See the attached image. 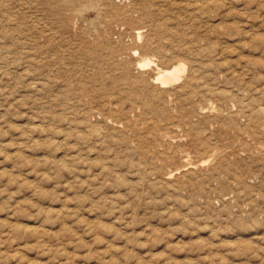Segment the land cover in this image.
Listing matches in <instances>:
<instances>
[{"label":"rangeland","instance_id":"rangeland-1","mask_svg":"<svg viewBox=\"0 0 264 264\" xmlns=\"http://www.w3.org/2000/svg\"><path fill=\"white\" fill-rule=\"evenodd\" d=\"M0 264H264V0H0Z\"/></svg>","mask_w":264,"mask_h":264},{"label":"bare ground","instance_id":"bare-ground-1","mask_svg":"<svg viewBox=\"0 0 264 264\" xmlns=\"http://www.w3.org/2000/svg\"><path fill=\"white\" fill-rule=\"evenodd\" d=\"M135 35L140 38L142 36V31L137 30L134 32ZM135 52V51H134ZM141 56V55H140ZM151 63L150 59L144 58L143 62L140 64L141 67L147 66ZM138 64V63H137ZM182 65L177 67H171L170 69H163L160 71V78H162V83L169 84L172 81H178L181 78L180 72L183 70ZM183 73V72H182ZM183 76V74H182ZM155 81V80H154ZM156 83V82H155ZM186 85V82H185ZM260 115V114H259ZM262 129V128H261ZM186 165V164H184ZM180 168V167H179ZM112 173V172H111ZM169 176V175H168Z\"/></svg>","mask_w":264,"mask_h":264}]
</instances>
